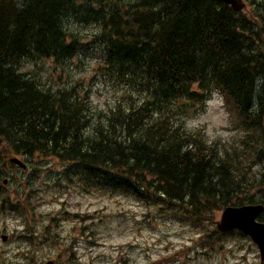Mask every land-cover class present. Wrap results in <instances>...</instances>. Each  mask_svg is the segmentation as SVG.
I'll use <instances>...</instances> for the list:
<instances>
[{
  "label": "trees",
  "instance_id": "trees-1",
  "mask_svg": "<svg viewBox=\"0 0 264 264\" xmlns=\"http://www.w3.org/2000/svg\"><path fill=\"white\" fill-rule=\"evenodd\" d=\"M75 24L97 28L90 42L102 72L129 88L107 108L76 85L54 88L21 70L25 59L92 53ZM263 31L222 0H0V161L52 157L67 181L130 195L197 228L227 205L261 202L248 189L264 172L254 182L248 169L264 158ZM214 93L242 145L221 148L187 126ZM6 203L27 208L9 194Z\"/></svg>",
  "mask_w": 264,
  "mask_h": 264
},
{
  "label": "rangeland",
  "instance_id": "rangeland-1",
  "mask_svg": "<svg viewBox=\"0 0 264 264\" xmlns=\"http://www.w3.org/2000/svg\"><path fill=\"white\" fill-rule=\"evenodd\" d=\"M249 8L246 16L264 29V17H250ZM72 29L87 42L97 31L92 24H75ZM257 44L264 48V31ZM98 50L90 42L92 53L64 63L53 58L27 59L21 70L54 88L76 85L78 92H89L94 108H107L129 88L102 72ZM236 122L219 93L186 121L221 148L242 145L244 135ZM11 157L5 155L0 161V264H43L49 259L56 264H261L260 250L250 237L239 231H218L223 208L214 213L213 221L197 228L130 195L90 188L77 178L67 181L64 164L52 157L27 160V169L11 164ZM262 158L248 169L254 182L262 178ZM258 184L248 193L264 201V184ZM7 193L13 203L27 207L24 213L9 209L7 203L2 209ZM2 234L8 235L7 241Z\"/></svg>",
  "mask_w": 264,
  "mask_h": 264
},
{
  "label": "water",
  "instance_id": "water-1",
  "mask_svg": "<svg viewBox=\"0 0 264 264\" xmlns=\"http://www.w3.org/2000/svg\"><path fill=\"white\" fill-rule=\"evenodd\" d=\"M231 5L235 10L244 7L243 0H223ZM13 163L25 167V164L18 158L11 159ZM264 211V204H245L241 206H226L222 212L221 219L216 223L221 232H228L238 229L242 233L249 235L258 245L261 257L264 258V222L258 221V216ZM3 241H7L8 236L2 235ZM45 264H55L54 260H49Z\"/></svg>",
  "mask_w": 264,
  "mask_h": 264
},
{
  "label": "flooded vegetation",
  "instance_id": "flooded-vegetation-1",
  "mask_svg": "<svg viewBox=\"0 0 264 264\" xmlns=\"http://www.w3.org/2000/svg\"><path fill=\"white\" fill-rule=\"evenodd\" d=\"M243 1H244V7L242 10L238 11L237 13H241V14L246 16V10L250 7L249 8L250 10H248V11H250V17L251 16H253V17H264V0H243ZM260 10H262V11H260ZM256 48H258V46H256ZM258 49L259 50L262 49L263 53H264V48L260 47ZM262 221H264V220H262ZM261 264H264V258L261 259Z\"/></svg>",
  "mask_w": 264,
  "mask_h": 264
},
{
  "label": "bare ground",
  "instance_id": "bare-ground-1",
  "mask_svg": "<svg viewBox=\"0 0 264 264\" xmlns=\"http://www.w3.org/2000/svg\"><path fill=\"white\" fill-rule=\"evenodd\" d=\"M262 4H263V3H262ZM262 6H263V5H262ZM260 11H262V10H260ZM252 33H253V32H252ZM39 57H40V56H39ZM23 58H24V57H23ZM25 60H26V59H25ZM260 63H261V62H260ZM19 65H20V64H19ZM258 65H259V64H258ZM261 65H262V64H261ZM261 65H260V67H261ZM263 65H264V63H263ZM263 65H262V66H263ZM263 67H264V66H263ZM254 75H255V74H254ZM255 76H256V75H255ZM262 76H263V75H262ZM262 76H261V77H262ZM259 77H260V76H259ZM262 78H263V77H262ZM35 79H36V78H35ZM255 80H256V79H255ZM262 80H263V79H262ZM263 81H264V80H263ZM37 82H38V81H37ZM32 96H33V95H32Z\"/></svg>",
  "mask_w": 264,
  "mask_h": 264
}]
</instances>
